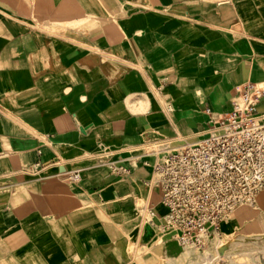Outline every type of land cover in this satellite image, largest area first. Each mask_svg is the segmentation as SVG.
Masks as SVG:
<instances>
[{
  "label": "crops",
  "instance_id": "1",
  "mask_svg": "<svg viewBox=\"0 0 264 264\" xmlns=\"http://www.w3.org/2000/svg\"><path fill=\"white\" fill-rule=\"evenodd\" d=\"M247 82L264 86V0H0V264L177 255L153 165ZM240 208L219 233L264 228V192L258 217Z\"/></svg>",
  "mask_w": 264,
  "mask_h": 264
},
{
  "label": "built area",
  "instance_id": "2",
  "mask_svg": "<svg viewBox=\"0 0 264 264\" xmlns=\"http://www.w3.org/2000/svg\"><path fill=\"white\" fill-rule=\"evenodd\" d=\"M234 92L231 110L205 138L153 165V185L168 210L161 230L172 232L180 246L200 248L236 209L255 207L264 192V114H257L264 86L247 82ZM70 179L77 181L78 173Z\"/></svg>",
  "mask_w": 264,
  "mask_h": 264
},
{
  "label": "rangeland",
  "instance_id": "3",
  "mask_svg": "<svg viewBox=\"0 0 264 264\" xmlns=\"http://www.w3.org/2000/svg\"><path fill=\"white\" fill-rule=\"evenodd\" d=\"M255 216L257 211L250 207ZM251 222L244 221L238 229L226 233L216 232L207 239L200 248L184 249L181 247L177 255L169 258L154 252L155 264H264V228H249ZM145 258L138 259L135 264H149Z\"/></svg>",
  "mask_w": 264,
  "mask_h": 264
},
{
  "label": "bare ground",
  "instance_id": "4",
  "mask_svg": "<svg viewBox=\"0 0 264 264\" xmlns=\"http://www.w3.org/2000/svg\"><path fill=\"white\" fill-rule=\"evenodd\" d=\"M163 158H165V157H163ZM207 239L203 242V244H206L207 243ZM182 248H184V249H194V247H196V246H193V245H185V246H181Z\"/></svg>",
  "mask_w": 264,
  "mask_h": 264
}]
</instances>
